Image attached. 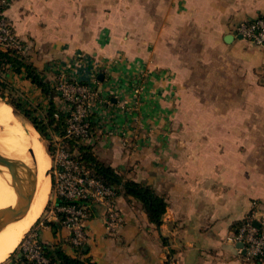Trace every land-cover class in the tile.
<instances>
[{
	"label": "crops",
	"instance_id": "1",
	"mask_svg": "<svg viewBox=\"0 0 264 264\" xmlns=\"http://www.w3.org/2000/svg\"><path fill=\"white\" fill-rule=\"evenodd\" d=\"M6 15L41 69L99 92V157L168 202L156 225L120 196L115 233L89 204L94 264H239L244 245L230 236L254 202L264 210V46L238 25L264 15V0H11ZM10 78L29 107H48Z\"/></svg>",
	"mask_w": 264,
	"mask_h": 264
},
{
	"label": "trees",
	"instance_id": "2",
	"mask_svg": "<svg viewBox=\"0 0 264 264\" xmlns=\"http://www.w3.org/2000/svg\"><path fill=\"white\" fill-rule=\"evenodd\" d=\"M9 5L10 2L7 6L0 9V19L7 16L6 11ZM261 17L264 18V15ZM12 28L14 29L13 24ZM16 38L22 45V49L15 47L3 48L0 46L1 96L14 108L24 113L42 137L49 141L47 151L52 158L56 153L58 144H60L61 147L71 152L73 158L84 171L113 187L118 198L123 196L128 200H137L147 213L149 220L156 225H161L168 208L166 198L157 193L152 185L128 177L126 173L119 171L99 157L93 142L97 138L98 130H100L96 113L92 112L89 116L90 135L88 138L74 135L66 136L70 111L66 109V103L58 90L60 83L59 74L41 69L34 61L30 48L26 46V41L22 40L17 34ZM12 73L23 75L40 89L49 101L48 107L44 108L40 103L33 104V107L31 105L28 107L29 102L19 92L10 78ZM68 77L70 81H80L82 84L88 85L85 80L77 79L75 76ZM59 102L64 103L65 109L62 108V105H59ZM35 112H38L39 115H33ZM56 135L59 137L58 141L55 140ZM56 203L66 204L71 202L64 197L58 196ZM75 203L88 204L82 201ZM63 220V214L60 213L56 220L44 223L45 226L51 228L55 236L50 241L39 240L42 253L48 260L46 264H94L92 257L89 255L90 247L87 242L82 245H75L70 238L59 237L60 232L64 228ZM241 224L242 222L237 223V226L240 227ZM39 233L40 230L38 238L40 237ZM0 264H35V262L26 258L23 249L19 247L7 260ZM257 264H264V257L257 259Z\"/></svg>",
	"mask_w": 264,
	"mask_h": 264
},
{
	"label": "built area",
	"instance_id": "3",
	"mask_svg": "<svg viewBox=\"0 0 264 264\" xmlns=\"http://www.w3.org/2000/svg\"><path fill=\"white\" fill-rule=\"evenodd\" d=\"M9 2L10 0H0V9L7 6ZM238 31L244 39L254 45L264 46V18L242 21L238 25ZM0 46L23 48L7 16L0 19ZM58 90L70 111L66 136L88 138L90 135L89 116L100 100L99 92L80 81H70L65 74L60 76ZM138 92L139 89H136L135 98ZM51 177L55 202L49 219L56 220L58 214H63L64 228L73 244L82 245L88 240L86 222L90 215L89 204L96 203L104 206L105 225L108 232L115 233L124 225L125 216L119 206L115 189L84 171L71 152L61 147L60 144L52 158ZM58 196L66 198L71 203H56ZM77 201L88 204L75 203ZM256 222L260 225L258 226ZM230 240L244 245L245 252L239 264H257V259L264 257V210L258 203H253L251 213L243 219L238 232L231 235ZM22 249L26 258L35 264L48 263L42 253L37 231L29 235Z\"/></svg>",
	"mask_w": 264,
	"mask_h": 264
},
{
	"label": "bare ground",
	"instance_id": "4",
	"mask_svg": "<svg viewBox=\"0 0 264 264\" xmlns=\"http://www.w3.org/2000/svg\"><path fill=\"white\" fill-rule=\"evenodd\" d=\"M33 151H32V150ZM0 151L19 160L25 167L32 168L31 155L34 152L38 166L37 188L31 208L25 218L9 224L0 231V263L11 255L31 227L38 221L47 205L51 190V155L35 128L24 125L14 115L12 107L0 99ZM3 169V168H2ZM9 173L0 172V209L16 204V194L10 182ZM3 214V218H6Z\"/></svg>",
	"mask_w": 264,
	"mask_h": 264
},
{
	"label": "water",
	"instance_id": "5",
	"mask_svg": "<svg viewBox=\"0 0 264 264\" xmlns=\"http://www.w3.org/2000/svg\"><path fill=\"white\" fill-rule=\"evenodd\" d=\"M0 99L9 104L12 107L14 115L20 119L22 113L4 99L1 94ZM31 158L32 168L29 166L25 167L19 160L7 156L0 151V172L9 173L11 177L10 182L17 200L14 206L7 209H0V231L9 224L25 218L31 208L37 188L38 176V166L34 152ZM47 174L50 175L51 171L49 170ZM3 214H6L7 217L3 218Z\"/></svg>",
	"mask_w": 264,
	"mask_h": 264
},
{
	"label": "rangeland",
	"instance_id": "6",
	"mask_svg": "<svg viewBox=\"0 0 264 264\" xmlns=\"http://www.w3.org/2000/svg\"><path fill=\"white\" fill-rule=\"evenodd\" d=\"M14 94H16V93H14ZM20 94V93H19ZM23 94V93H22ZM25 96V95H24ZM137 96V95H136ZM34 104V103H33ZM33 104H31V107H33L32 105ZM135 105V104H134ZM29 107V106H28ZM33 109V108H32ZM22 113V112H21ZM33 115H39V113L38 112H35V113H33ZM22 123H24V125L25 126H27L28 125V127H30V128H35L34 126H33V124L31 123V121H30V119L24 114V113H22V116L20 117V119H19ZM36 129V128H35ZM39 133V132H38ZM39 135H40V137L42 138V140H43V142H44V144H45V146H46V148L48 147V145H49V141L48 140H46V139H44L43 137H42V135L39 133ZM58 139H59V137L58 136H55V140H57L58 141ZM49 153V152H48ZM51 159H52V156H51ZM50 168H52V162H51V167ZM50 171H51V169H50ZM50 176H51V174H50ZM51 181H52V177H51ZM54 202H55V193H54V191H53V182H52V184H51V190H50V194H49V199H48V202H47V205H46V207H45V210H44V212H43V214L41 215V217L38 219V221L36 222V223H34V225L31 227V229H30V231L27 233V235L21 240V242H20V244L17 246V248L16 249H18L19 247H21L22 248V245H23V243H24V241L26 240V239H28V237H29V235L32 233V232H34V231H37L36 229H38L39 227H41L45 222H46V220H48L49 218H50V214H51V210H52V208H53V206H54ZM23 241V242H22ZM22 243V244H21ZM21 245V246H20ZM15 249V250H16ZM14 250V251H15ZM14 251H11V252H14ZM10 256V255H9ZM8 256V257H9ZM7 257V258H8ZM5 260H7V259H5ZM4 260V261H5ZM2 263V262H1Z\"/></svg>",
	"mask_w": 264,
	"mask_h": 264
}]
</instances>
